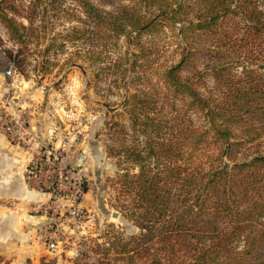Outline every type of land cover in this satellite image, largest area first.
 <instances>
[{
	"label": "rangeland",
	"instance_id": "rangeland-1",
	"mask_svg": "<svg viewBox=\"0 0 264 264\" xmlns=\"http://www.w3.org/2000/svg\"><path fill=\"white\" fill-rule=\"evenodd\" d=\"M79 1L40 0L23 44L2 17L28 28L30 0H16L15 10L6 3L0 7V149L31 151L33 160L54 149L63 156L69 178L58 188L60 194H52L29 179L27 167L28 186L44 196L31 215L47 218L34 241L20 239L19 229L10 227L11 238L0 248V264H99L101 252L115 236L128 241L139 235L128 213L131 195L123 188L140 166L118 152L126 146L135 153L143 149L144 134L132 125V113L142 121L145 114L164 116L160 109L168 103L166 97L172 98L166 72L183 59L175 72L181 84L196 83L203 96L214 85L206 69L212 59L198 43L186 44L179 26L171 29L162 23L137 34L125 15L115 21L124 29L116 34L110 18L122 5H132L131 0H88L95 7L89 13ZM202 70H207L203 86L196 75ZM174 102L186 108L190 100ZM18 115L27 120L25 131L11 121ZM185 117L192 127L200 121L192 107ZM6 124L13 127V137ZM215 147L206 149L212 152ZM80 185L86 193L85 213L74 218L70 198ZM51 242H56L55 248L49 247ZM260 247L264 253V242Z\"/></svg>",
	"mask_w": 264,
	"mask_h": 264
},
{
	"label": "trees",
	"instance_id": "trees-1",
	"mask_svg": "<svg viewBox=\"0 0 264 264\" xmlns=\"http://www.w3.org/2000/svg\"><path fill=\"white\" fill-rule=\"evenodd\" d=\"M39 2L27 6L28 28L2 17L22 44ZM79 2L87 13L95 9L88 0ZM4 3L18 7L16 0H0V7ZM131 3L110 18L114 33L124 30L115 21L125 15L137 34L162 23L179 26L186 44L198 43L212 59L206 69L214 85L203 96L196 83L181 84L175 72L183 59L166 72L172 98L160 109L164 116L145 114L142 121L132 113V125L144 134L143 149L118 152L140 166L123 188L140 234L128 241L115 236L99 264H264V0ZM206 71H196L202 86ZM187 97V107L177 108L174 100ZM188 107L200 120L193 127L185 117ZM211 144L216 147L208 152Z\"/></svg>",
	"mask_w": 264,
	"mask_h": 264
},
{
	"label": "crops",
	"instance_id": "crops-1",
	"mask_svg": "<svg viewBox=\"0 0 264 264\" xmlns=\"http://www.w3.org/2000/svg\"><path fill=\"white\" fill-rule=\"evenodd\" d=\"M33 159L31 151L0 149V248L11 238L10 227L19 229L20 239L34 241L47 218L31 215L33 206H41L44 198L27 183L26 169Z\"/></svg>",
	"mask_w": 264,
	"mask_h": 264
},
{
	"label": "built area",
	"instance_id": "built-area-1",
	"mask_svg": "<svg viewBox=\"0 0 264 264\" xmlns=\"http://www.w3.org/2000/svg\"><path fill=\"white\" fill-rule=\"evenodd\" d=\"M12 70L8 72L11 74ZM15 121L16 124L20 123L21 130L25 131L27 129V120L24 119L23 115H18L11 119ZM9 121V123L11 122ZM6 131L8 134L13 137L12 131L13 127L6 124ZM19 139V138H17ZM41 155V154H40ZM56 176H54V173ZM66 166L63 156L60 153L54 152V149H48L43 156L37 157L31 162L28 167V177L33 182L37 183L40 186L41 190H47L49 193L60 194L58 188L63 185L66 181L69 182V178L66 173ZM53 174V177L47 178V174ZM45 177V179H44ZM64 195H60L63 197ZM86 193L84 188L80 185L77 187L74 194L71 196V211L69 212L74 218L82 217L85 213L84 208L82 207L83 201L85 199ZM56 242H51L49 247L55 248Z\"/></svg>",
	"mask_w": 264,
	"mask_h": 264
},
{
	"label": "water",
	"instance_id": "water-1",
	"mask_svg": "<svg viewBox=\"0 0 264 264\" xmlns=\"http://www.w3.org/2000/svg\"><path fill=\"white\" fill-rule=\"evenodd\" d=\"M260 69H262V70H263V69H264V65H261V66H260Z\"/></svg>",
	"mask_w": 264,
	"mask_h": 264
}]
</instances>
